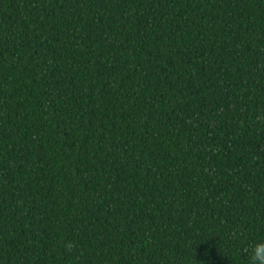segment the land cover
I'll return each instance as SVG.
<instances>
[{
    "label": "trees",
    "instance_id": "16d2710c",
    "mask_svg": "<svg viewBox=\"0 0 264 264\" xmlns=\"http://www.w3.org/2000/svg\"><path fill=\"white\" fill-rule=\"evenodd\" d=\"M264 238V0H0V264H250Z\"/></svg>",
    "mask_w": 264,
    "mask_h": 264
},
{
    "label": "clouds",
    "instance_id": "9594fccd",
    "mask_svg": "<svg viewBox=\"0 0 264 264\" xmlns=\"http://www.w3.org/2000/svg\"><path fill=\"white\" fill-rule=\"evenodd\" d=\"M250 253V264H264V238L252 245Z\"/></svg>",
    "mask_w": 264,
    "mask_h": 264
}]
</instances>
